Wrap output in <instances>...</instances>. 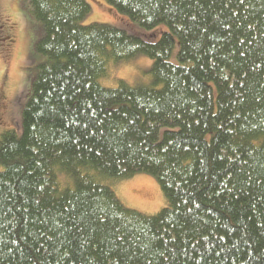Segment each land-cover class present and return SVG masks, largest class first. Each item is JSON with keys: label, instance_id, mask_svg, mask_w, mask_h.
Returning <instances> with one entry per match:
<instances>
[{"label": "trees", "instance_id": "obj_1", "mask_svg": "<svg viewBox=\"0 0 264 264\" xmlns=\"http://www.w3.org/2000/svg\"><path fill=\"white\" fill-rule=\"evenodd\" d=\"M23 1L44 60L22 133H0V264H264V0H104L146 36ZM139 54L152 84H102ZM139 173L156 214L104 181Z\"/></svg>", "mask_w": 264, "mask_h": 264}, {"label": "rangeland", "instance_id": "obj_2", "mask_svg": "<svg viewBox=\"0 0 264 264\" xmlns=\"http://www.w3.org/2000/svg\"><path fill=\"white\" fill-rule=\"evenodd\" d=\"M88 2L92 11L83 21L86 25L93 22L106 23L139 36L153 32L119 14L104 0ZM10 26L15 28V42L8 43ZM163 30H167L165 25L154 31ZM40 34V24L27 10L23 0H0V88L4 83L6 96L10 101L8 113L0 111V133L10 128L18 133L23 131L22 111L31 94L39 64L44 60L35 47ZM178 50L177 42L171 57L173 62H177ZM152 66L153 60L149 56L139 54L130 61L112 65L109 75L102 78L101 82L106 87H116L119 79H124L133 86L150 85L153 83ZM64 175L68 177L67 174L60 173L62 181L67 180ZM104 181L131 209L152 215L168 205L160 183L151 174L139 173L129 179L107 178Z\"/></svg>", "mask_w": 264, "mask_h": 264}, {"label": "flooded vegetation", "instance_id": "obj_3", "mask_svg": "<svg viewBox=\"0 0 264 264\" xmlns=\"http://www.w3.org/2000/svg\"><path fill=\"white\" fill-rule=\"evenodd\" d=\"M9 39L11 40V42H15V28L13 26H10L9 29ZM5 89V85L4 83L2 84V87L0 88V111L2 113H8L9 111V103L10 101L7 99L8 97L6 96V89H5V93L3 92V90ZM3 92V93H2Z\"/></svg>", "mask_w": 264, "mask_h": 264}]
</instances>
